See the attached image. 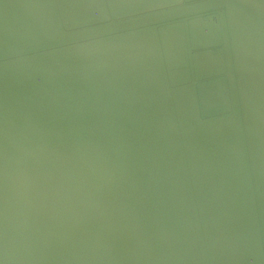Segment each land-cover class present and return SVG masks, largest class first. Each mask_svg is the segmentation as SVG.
<instances>
[{
  "label": "water",
  "instance_id": "obj_1",
  "mask_svg": "<svg viewBox=\"0 0 264 264\" xmlns=\"http://www.w3.org/2000/svg\"><path fill=\"white\" fill-rule=\"evenodd\" d=\"M0 264H264V0H0Z\"/></svg>",
  "mask_w": 264,
  "mask_h": 264
}]
</instances>
